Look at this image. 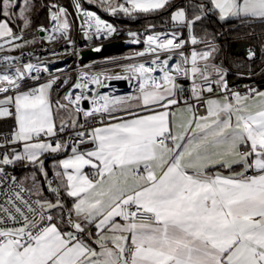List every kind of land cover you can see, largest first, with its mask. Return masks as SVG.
Here are the masks:
<instances>
[{"label": "snow or ice", "instance_id": "6c2138e0", "mask_svg": "<svg viewBox=\"0 0 264 264\" xmlns=\"http://www.w3.org/2000/svg\"><path fill=\"white\" fill-rule=\"evenodd\" d=\"M86 4L130 19L168 12L171 30L129 31L145 47L113 62L122 71L69 85L40 57L13 55L36 43L24 35L35 0H0V121L11 122L0 132V264H264V91L230 88L215 45L195 34L210 16L264 22V0H73V12L46 0L39 40L118 35ZM111 80L132 93L101 94Z\"/></svg>", "mask_w": 264, "mask_h": 264}, {"label": "trees", "instance_id": "16d2710c", "mask_svg": "<svg viewBox=\"0 0 264 264\" xmlns=\"http://www.w3.org/2000/svg\"><path fill=\"white\" fill-rule=\"evenodd\" d=\"M59 4L72 11L71 0H56ZM177 5L186 6L188 0H174ZM36 7L32 13V28L24 33L26 39L37 37L36 43H40L38 25L47 26L49 23L48 11L44 7L46 0H35ZM87 8L95 9L100 15L111 20L117 27L126 26L141 29L148 24L165 25L170 24V17L168 12H163L145 19L138 17L130 19L124 16H110L103 12V10L92 5H85ZM74 19V17H73ZM166 21L168 23H166ZM14 31L19 32L16 25H12ZM76 29L72 31V37L76 34ZM195 34L198 37L207 36L216 38L218 40L217 51L215 53L216 63L220 64L227 70L226 79L228 82L236 83L239 81L238 74L241 72H250L252 77L258 80L264 79V22L259 20H228L225 22L219 21L215 16H210L202 22H198L195 28ZM248 41L254 44L259 49V57L254 61H247L241 56L232 54V49L239 41ZM34 45V44H33ZM33 45H28L21 50L31 48ZM68 87L60 89L59 95H63ZM56 91H53V99L56 98ZM49 162V166H50ZM28 173V169L18 168L17 175L23 176Z\"/></svg>", "mask_w": 264, "mask_h": 264}, {"label": "built area", "instance_id": "2783aa9c", "mask_svg": "<svg viewBox=\"0 0 264 264\" xmlns=\"http://www.w3.org/2000/svg\"><path fill=\"white\" fill-rule=\"evenodd\" d=\"M186 0H184L185 2ZM87 8V7H86ZM92 11H96L93 8H87ZM97 12V11H96ZM98 15H100L97 12ZM78 15V13H76ZM49 16V13H48ZM102 19L106 20L108 23H112L117 29H118V35H114L112 38L108 40H92L88 41L83 38V36L76 31V34L74 37H72L74 44L72 47H65L64 41H59L58 43L49 44L47 41L40 42L37 44H34L31 48L14 52L13 55L21 56L23 62H32L37 63V57L41 58V66H46L49 69V72L53 76H59L61 79H67L69 81V85H71L76 78L78 77L79 73L88 71L89 69H92L94 67H104L107 66L109 63H113L114 61H121L125 62V57L128 56H135V53L137 51H142L145 47V45H134L130 43L131 38L128 37L127 33L129 31H135L141 34H145V29L147 28H141L137 29L134 27H126V26H120L117 27L111 20L108 18L100 15ZM171 24V23H170ZM170 24L165 25H155V32H162V31H170L171 27ZM50 25V21L47 26ZM41 25L37 26V30ZM48 33H44V35H47ZM188 36L187 32H181V38H186ZM114 40H122L124 49H130L129 53L126 54H118L117 52H114L112 55L104 56V57H98L93 59H87L81 56V52L84 49H93L94 47H100L102 43L107 41H114ZM211 42L215 45V47L218 45V40L216 38H210ZM5 47H8L6 44ZM191 47V45H189ZM197 48L203 49L204 45H198ZM55 50L60 53L58 56L51 55V51ZM121 50V51H122ZM120 52V51H119ZM114 68H120L117 65L114 67L107 68L108 70L114 69ZM105 69H101L100 71H104ZM98 72V71H94ZM44 80L48 79V73H44ZM238 77L240 79V82L233 83L229 85L230 88L244 92L248 88H255L260 89L264 86V79L258 80L252 77L250 72H241L238 74ZM44 82V81H41ZM31 83V82H30ZM65 88V87H64ZM63 89V88H61ZM68 88L66 89V91ZM11 122H4L0 121V132L7 133L9 131V124Z\"/></svg>", "mask_w": 264, "mask_h": 264}, {"label": "water", "instance_id": "95a60500", "mask_svg": "<svg viewBox=\"0 0 264 264\" xmlns=\"http://www.w3.org/2000/svg\"><path fill=\"white\" fill-rule=\"evenodd\" d=\"M71 2H72V8H73V0H71ZM43 34L44 33L39 32L40 36H43ZM100 47H101L100 52H95L93 51V49H90V48L84 49L81 52V56L87 59H93V58H98V57L105 56V55H108L114 52H119L122 49H124L122 40L107 41V42L102 43ZM249 50H252L255 52V57L253 59L248 58ZM231 52L234 55L242 56L247 61L256 60L260 54L259 49L254 44L248 41H242V40L237 42V44L235 45V47L232 49ZM118 86L122 87L124 85L118 84ZM81 107L87 109L89 107V102L88 101L82 102Z\"/></svg>", "mask_w": 264, "mask_h": 264}, {"label": "bare ground", "instance_id": "6f19581e", "mask_svg": "<svg viewBox=\"0 0 264 264\" xmlns=\"http://www.w3.org/2000/svg\"><path fill=\"white\" fill-rule=\"evenodd\" d=\"M89 71V70H88ZM122 71L121 68H114V69H111L109 70V72H120ZM98 72H101V71H98ZM107 84H108V87L106 88H100L98 91L101 93V94H111L113 96H123L122 94H126V93H131L133 91L131 85L129 84L128 81L126 80H111V81H107ZM119 85H124L122 87L118 86ZM93 90H96V86L95 85H92L90 86ZM76 91H79V90H76ZM91 108V104L89 102V107L85 110H88Z\"/></svg>", "mask_w": 264, "mask_h": 264}, {"label": "rangeland", "instance_id": "374dc122", "mask_svg": "<svg viewBox=\"0 0 264 264\" xmlns=\"http://www.w3.org/2000/svg\"><path fill=\"white\" fill-rule=\"evenodd\" d=\"M70 12H73V8H72V11H70ZM75 15H76V13H75ZM110 15V14H109ZM110 16H112V15H110ZM74 17V16H73ZM73 17H70V19H73ZM7 48V47H6ZM130 52V49H125V50H122V51H120V52H117L118 54H115V55H119V54H126V53H129ZM113 54V53H112ZM112 54H108V55H112ZM108 55H105V56H108ZM101 57H104V56H101ZM122 63L121 64H124V63H128L129 61H125V62H123V61H121ZM114 66H116V64H114V63H109L107 66H104V67H94V68H92V69H89V70H91V71H100L101 69H107V68H111V67H114ZM132 93V92H131ZM131 93H126V94H122L123 96H126V95H129V94H131Z\"/></svg>", "mask_w": 264, "mask_h": 264}, {"label": "crops", "instance_id": "0c3cea01", "mask_svg": "<svg viewBox=\"0 0 264 264\" xmlns=\"http://www.w3.org/2000/svg\"><path fill=\"white\" fill-rule=\"evenodd\" d=\"M216 49H217V46H216ZM242 57V56H241ZM220 65V64H219ZM223 68V67H222ZM224 69V68H223ZM224 71H225V73H226V75H227V70L226 69H224ZM237 82H240V80L239 81H237ZM236 82V83H237ZM228 84L229 85H231V84H233V83H231V82H228ZM258 90H261V91H264V87H261L260 89H258Z\"/></svg>", "mask_w": 264, "mask_h": 264}]
</instances>
